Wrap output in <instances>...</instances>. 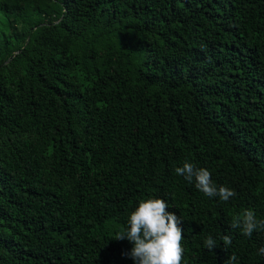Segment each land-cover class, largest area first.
I'll use <instances>...</instances> for the list:
<instances>
[{"label":"trees","instance_id":"1","mask_svg":"<svg viewBox=\"0 0 264 264\" xmlns=\"http://www.w3.org/2000/svg\"><path fill=\"white\" fill-rule=\"evenodd\" d=\"M148 197L181 264H264L231 227L264 220V0H0V264H133L114 237Z\"/></svg>","mask_w":264,"mask_h":264},{"label":"clouds","instance_id":"2","mask_svg":"<svg viewBox=\"0 0 264 264\" xmlns=\"http://www.w3.org/2000/svg\"><path fill=\"white\" fill-rule=\"evenodd\" d=\"M177 175L192 183L205 196L219 197L221 201H228L236 195L229 187L217 186L211 179L207 168L196 167L193 163L185 161L182 167L175 169ZM167 203L156 197H148L138 202L135 210L128 217L127 227L115 235L114 239H127L132 247L126 255L133 264H181L184 249L182 228L179 226V217L167 211ZM232 228H239L243 235L251 236L257 229L264 230V220L258 219L253 210H244L242 214L233 217ZM225 245L231 244V237H221ZM204 247L212 251L217 242L211 236L204 240ZM264 255V247L259 249ZM236 255H231L225 264L237 261Z\"/></svg>","mask_w":264,"mask_h":264}]
</instances>
